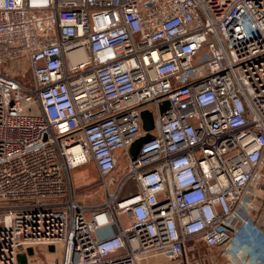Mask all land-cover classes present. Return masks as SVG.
<instances>
[{
    "label": "built area",
    "instance_id": "1",
    "mask_svg": "<svg viewBox=\"0 0 264 264\" xmlns=\"http://www.w3.org/2000/svg\"><path fill=\"white\" fill-rule=\"evenodd\" d=\"M191 240L264 264V0H0V264H180Z\"/></svg>",
    "mask_w": 264,
    "mask_h": 264
},
{
    "label": "rangeland",
    "instance_id": "2",
    "mask_svg": "<svg viewBox=\"0 0 264 264\" xmlns=\"http://www.w3.org/2000/svg\"><path fill=\"white\" fill-rule=\"evenodd\" d=\"M30 75H27V81ZM73 182L75 187V200L84 205H97L104 201L105 191L101 184L100 175L96 169L94 162H89L73 171ZM258 191V190H256ZM262 194V193H261ZM263 196V195H261ZM112 231L113 228L111 227ZM97 237H101L98 233ZM36 255L31 258L35 264H50L57 257L61 261L62 252H50L47 246H35ZM243 262L247 256L245 254L226 253L225 248L208 249L201 241L191 240L187 245L186 261L180 264H236L235 256ZM157 258H150L144 261V264H156ZM166 259L160 260V264H171L165 262ZM241 262L239 264H241Z\"/></svg>",
    "mask_w": 264,
    "mask_h": 264
},
{
    "label": "water",
    "instance_id": "3",
    "mask_svg": "<svg viewBox=\"0 0 264 264\" xmlns=\"http://www.w3.org/2000/svg\"><path fill=\"white\" fill-rule=\"evenodd\" d=\"M168 106H169V102L166 101L162 107V110L164 111L165 109H167ZM142 119H143V129L147 132V134H145L144 136H142L132 144L131 153L134 157L138 155L142 144L151 139V134L149 133V131L154 128V118L151 112H149L148 110H144L142 112ZM49 249L53 251L55 248L53 246H50ZM28 254L30 256L34 255L35 254L34 249L29 248ZM27 261L28 259L26 255L19 256V262L21 264H27Z\"/></svg>",
    "mask_w": 264,
    "mask_h": 264
},
{
    "label": "bare ground",
    "instance_id": "4",
    "mask_svg": "<svg viewBox=\"0 0 264 264\" xmlns=\"http://www.w3.org/2000/svg\"><path fill=\"white\" fill-rule=\"evenodd\" d=\"M237 254H244V251H241V252H239V253H237ZM235 256V255H234ZM246 260H248V257L246 258ZM234 262L236 263V264H239L241 261L238 259V256H235V258H234Z\"/></svg>",
    "mask_w": 264,
    "mask_h": 264
},
{
    "label": "crops",
    "instance_id": "5",
    "mask_svg": "<svg viewBox=\"0 0 264 264\" xmlns=\"http://www.w3.org/2000/svg\"><path fill=\"white\" fill-rule=\"evenodd\" d=\"M162 259H166V258H162V257H158L154 262H156V264H160V260H162ZM166 261L167 262H170V261H168L167 259H166ZM165 261V262H166ZM171 263V262H170Z\"/></svg>",
    "mask_w": 264,
    "mask_h": 264
}]
</instances>
